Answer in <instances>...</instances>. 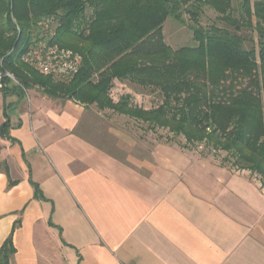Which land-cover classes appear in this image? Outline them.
Here are the masks:
<instances>
[{
	"label": "crops",
	"instance_id": "crops-1",
	"mask_svg": "<svg viewBox=\"0 0 264 264\" xmlns=\"http://www.w3.org/2000/svg\"><path fill=\"white\" fill-rule=\"evenodd\" d=\"M0 93L10 138L0 137V248L12 233L10 264H264V190L246 172L189 163L163 145L137 157L128 140L104 139L103 128L119 129L92 107Z\"/></svg>",
	"mask_w": 264,
	"mask_h": 264
},
{
	"label": "trees",
	"instance_id": "trees-1",
	"mask_svg": "<svg viewBox=\"0 0 264 264\" xmlns=\"http://www.w3.org/2000/svg\"><path fill=\"white\" fill-rule=\"evenodd\" d=\"M204 9L219 26L200 25ZM47 19L55 21L52 42L82 57L71 79L42 76L20 60ZM167 19L189 30L192 47L164 42ZM0 69L18 83L6 80L4 94L38 89L50 99L108 109L186 145L224 152L233 168L264 180V0H0ZM115 82L156 92L161 101L149 109L131 94L115 101ZM8 129L6 118L1 138L10 139ZM31 186L42 200L38 185ZM14 254L11 233L0 264Z\"/></svg>",
	"mask_w": 264,
	"mask_h": 264
},
{
	"label": "rangeland",
	"instance_id": "rangeland-1",
	"mask_svg": "<svg viewBox=\"0 0 264 264\" xmlns=\"http://www.w3.org/2000/svg\"><path fill=\"white\" fill-rule=\"evenodd\" d=\"M89 15V11L86 14ZM185 21L188 22V17L184 16ZM212 24L220 25L216 21V14L208 9L203 10V15L200 19V25L203 27L210 26ZM54 28V26L52 27ZM45 33V30L40 29V36ZM164 42L173 49L181 47H192L194 42L192 40V34L182 24L174 21L173 19H167L162 29ZM12 86V85H11ZM39 91L38 89L26 90L25 93L29 95L32 91ZM1 92V91H0ZM1 94V93H0ZM120 94H131L132 102L136 105L139 104L146 109H149L160 103L161 98L155 92L141 89L135 85L128 83H115L111 90V97L113 100H117ZM25 97V95H24ZM26 100V98H25ZM53 100V99H52ZM51 100V101H52ZM94 109L96 119H103V122H112L119 131H114L112 136L109 135L107 128L102 129L104 139L128 140L134 148V153L137 157L149 156L150 154H156L161 145L167 146L168 152L181 153L185 156L186 160L191 162H201L206 164L210 168H221L228 172H241L244 171L250 178L256 179L264 190V180L258 175L252 174L247 170H239L233 168L229 162L225 161L226 154L221 151L213 152L203 146V144L186 145L182 137H175L165 129L149 130L147 125L139 121H135L123 115H118L115 112L106 109L105 111L98 110L94 105L90 106ZM99 122V121H98ZM111 137V138H109Z\"/></svg>",
	"mask_w": 264,
	"mask_h": 264
},
{
	"label": "built area",
	"instance_id": "built-area-1",
	"mask_svg": "<svg viewBox=\"0 0 264 264\" xmlns=\"http://www.w3.org/2000/svg\"><path fill=\"white\" fill-rule=\"evenodd\" d=\"M39 26L45 30V33L21 56L20 60L42 76L52 77L55 80L71 79L81 68L82 57L78 53L59 48L52 42L55 21L43 20ZM6 80L18 84L12 73L0 69V90Z\"/></svg>",
	"mask_w": 264,
	"mask_h": 264
}]
</instances>
